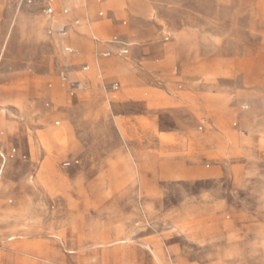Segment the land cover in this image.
I'll return each mask as SVG.
<instances>
[{"label":"rangeland","instance_id":"1","mask_svg":"<svg viewBox=\"0 0 264 264\" xmlns=\"http://www.w3.org/2000/svg\"><path fill=\"white\" fill-rule=\"evenodd\" d=\"M87 1L0 0V264H264V0Z\"/></svg>","mask_w":264,"mask_h":264},{"label":"crops","instance_id":"2","mask_svg":"<svg viewBox=\"0 0 264 264\" xmlns=\"http://www.w3.org/2000/svg\"><path fill=\"white\" fill-rule=\"evenodd\" d=\"M141 2V1H140ZM139 0H105L103 6L110 8L115 15V17L119 18L124 16L125 12L129 9L132 11H135V8L140 5L141 3ZM70 7H74L77 9L81 14H88V1L87 0H70V4L68 5ZM70 11H67V16L69 17ZM22 24H25L28 26V29L30 31L34 32V35L36 40H39L42 35H44V21L42 18L35 17L32 18L30 16H24L22 18ZM85 28V29H84ZM79 29L81 30V27H71L67 34H65V37L59 38L55 37L52 38L51 41L53 45H55L59 49H64L66 50L65 53V59L66 61H72L74 59H79L82 56H94V53L96 51V45L97 41L101 40H106L105 43H108L109 45H120L123 44L121 41L118 40V37L113 36L111 37L110 35L113 32H118L121 36H126V37H133V32L123 26H118L112 24L110 21H104L100 22L97 24H92L91 22H85L83 29L84 33L81 34ZM92 32V33H91ZM72 43L75 45V43H78L80 46L79 49L75 48H69L66 47V44ZM114 47V46H113ZM69 51V53H68ZM125 53V52H124ZM93 58V57H92ZM94 60V61H93ZM91 60L93 64V68L95 72L98 75H102L104 70H108L111 67V64L108 62L102 63L99 60H95L93 58ZM17 65H14L13 68H22L25 69V65L22 63H25L28 60L27 59H22V60H17ZM22 62V63H21ZM99 63V64H98ZM118 69L122 71V73L130 80L131 79V70H130V65L127 63H124L121 61V63H118L115 65ZM28 68H26L27 70ZM6 128L3 131H0V139L2 138V135L9 130V127L7 125H4ZM57 134V131L52 128L47 132L48 138H54ZM46 137L42 139V141H46Z\"/></svg>","mask_w":264,"mask_h":264},{"label":"bare ground","instance_id":"3","mask_svg":"<svg viewBox=\"0 0 264 264\" xmlns=\"http://www.w3.org/2000/svg\"><path fill=\"white\" fill-rule=\"evenodd\" d=\"M92 33V32H91ZM108 41V40H107ZM75 46V45H74ZM77 49V48H76ZM64 52H66V50H64ZM68 53H69V51H68ZM99 64V63H98ZM108 64V63H107ZM5 126L4 125H2V124H0V131H3V130H5ZM17 251L19 252V253H24V248H17ZM33 255V254H32Z\"/></svg>","mask_w":264,"mask_h":264},{"label":"built area","instance_id":"4","mask_svg":"<svg viewBox=\"0 0 264 264\" xmlns=\"http://www.w3.org/2000/svg\"><path fill=\"white\" fill-rule=\"evenodd\" d=\"M125 53H127V51H124Z\"/></svg>","mask_w":264,"mask_h":264}]
</instances>
